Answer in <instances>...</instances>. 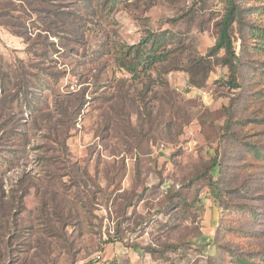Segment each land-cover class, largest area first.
Segmentation results:
<instances>
[{
	"label": "rangeland",
	"instance_id": "374dc122",
	"mask_svg": "<svg viewBox=\"0 0 264 264\" xmlns=\"http://www.w3.org/2000/svg\"><path fill=\"white\" fill-rule=\"evenodd\" d=\"M259 3L237 0V52L238 30L261 24L250 11ZM225 8L0 0V66L50 62L56 79L35 98L60 128V101L82 100L65 161L42 119L32 124L0 98V264H93L114 242L142 264H263L264 76L248 72L231 88L224 50L210 55ZM148 33L163 34L170 55L138 78L114 54L91 59L104 42L133 45Z\"/></svg>",
	"mask_w": 264,
	"mask_h": 264
},
{
	"label": "trees",
	"instance_id": "16d2710c",
	"mask_svg": "<svg viewBox=\"0 0 264 264\" xmlns=\"http://www.w3.org/2000/svg\"><path fill=\"white\" fill-rule=\"evenodd\" d=\"M222 1L226 4V11L219 22L216 42L211 48L210 55H212V52L224 50L223 63L230 71V78L227 84L234 89L242 88L248 72L253 71V78H258L261 75L264 76V0H258L260 2L259 5L250 10L262 19L261 24L258 26L246 24L238 30L241 35L239 52H237L233 42L234 24L237 21L238 23L240 22V10L237 6V0ZM112 6L114 5H111V8ZM159 40L163 41L160 42ZM166 43L167 41H165L163 34L154 33H148L139 43L133 45L116 44L112 46L109 42H104L100 50L97 49L91 53V59H98L106 54H110L111 56L114 54L117 64L125 69L127 73L131 74V78H138L141 73L147 72L158 63L165 62L168 59L170 54ZM49 63L47 60L36 62V64L31 63L27 66L20 63L16 69L12 67L6 69L0 66V98L4 97L8 99L12 107L16 105L15 107L20 108V112H22V107L28 110L32 115V124L42 119L49 129V139L60 145L62 150L61 156H57V159L67 161L65 157V150H67L66 141L70 133L69 130H71L72 124L75 123V119L80 111L79 108L82 100L77 97L72 100V105H63L60 101L59 107L62 108L61 113L66 119L67 126L60 128L59 120L53 122L48 102L45 101L46 106H44V104H40L35 98L40 87H52L49 81L53 82L56 79L55 74L47 70L46 65H50ZM48 67L50 68L51 66ZM45 74L48 75V79L44 78V80L43 75ZM54 101L57 103L56 98ZM24 119L22 116L21 120L17 118L15 125H20V121ZM10 132L13 136H17L24 131H18L19 134H16L12 128ZM14 142L17 143V141ZM260 154L261 157H264V152ZM46 157L43 156L42 159H46ZM59 169L61 168L59 167ZM69 171L73 172L71 169ZM72 175L75 176L74 173ZM22 189L25 193L28 187L22 186ZM214 193L215 197L220 199L218 188H216ZM251 211L254 212L256 217L264 213H259L252 207ZM262 260L264 264V258ZM250 264L257 263L255 260H252Z\"/></svg>",
	"mask_w": 264,
	"mask_h": 264
},
{
	"label": "crops",
	"instance_id": "0c3cea01",
	"mask_svg": "<svg viewBox=\"0 0 264 264\" xmlns=\"http://www.w3.org/2000/svg\"><path fill=\"white\" fill-rule=\"evenodd\" d=\"M138 255V252L125 246L123 243L114 242L105 245L93 264H142L139 261ZM103 261L104 263H102Z\"/></svg>",
	"mask_w": 264,
	"mask_h": 264
}]
</instances>
